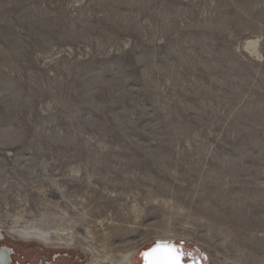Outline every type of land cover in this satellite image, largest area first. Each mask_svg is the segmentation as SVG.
<instances>
[{
  "label": "rangeland",
  "instance_id": "374dc122",
  "mask_svg": "<svg viewBox=\"0 0 264 264\" xmlns=\"http://www.w3.org/2000/svg\"><path fill=\"white\" fill-rule=\"evenodd\" d=\"M57 216L131 264H264V0H0V228ZM38 241L0 233L94 253Z\"/></svg>",
  "mask_w": 264,
  "mask_h": 264
},
{
  "label": "bare ground",
  "instance_id": "6f19581e",
  "mask_svg": "<svg viewBox=\"0 0 264 264\" xmlns=\"http://www.w3.org/2000/svg\"><path fill=\"white\" fill-rule=\"evenodd\" d=\"M62 217L63 216H57L54 220L52 218H48L50 219H47L49 221L48 224H50V228L44 231L36 228L35 226L25 228L18 226L12 228L9 227L7 229L10 233L23 236L26 239L31 238L50 244L63 243L64 245H70V243L79 239L84 245L90 244L89 246L92 250H94V264H131L132 260L130 251L118 253L115 257H112L110 254L101 253L97 247L91 245L88 238L81 236L75 231L73 227L74 225H70V222L65 224L64 222L66 220L64 222L61 221Z\"/></svg>",
  "mask_w": 264,
  "mask_h": 264
},
{
  "label": "flooded vegetation",
  "instance_id": "af4514ba",
  "mask_svg": "<svg viewBox=\"0 0 264 264\" xmlns=\"http://www.w3.org/2000/svg\"><path fill=\"white\" fill-rule=\"evenodd\" d=\"M5 233L8 235V238H11L14 240H17L20 239L21 241H24V242H27L28 241H35L37 242L38 240H31V239H26V238H23L21 236H17L13 233H10L8 230H4L2 227L0 228V233ZM40 242V241H38ZM42 243V242H40ZM43 245L45 246H48V247H59V246H55L53 243H49V244H44L42 243ZM14 243L10 244V243H5V244H1L0 245V264H55V259L53 260V263L52 262H48L47 260H42L41 259H36L34 260L33 258L30 259L28 258L27 256L25 255H22L21 253H19L18 251H16V248L14 247ZM80 245V244H78ZM73 245L71 244L70 245H61V247H72ZM81 248H83V246L80 245ZM178 248L181 249V253L183 255L182 257V261L184 263H187V262H190L192 259L196 258V259H199L200 260V263L201 264H210L209 261L207 260V258L203 255V254H200L198 252H196L195 250H193L192 248H188V247H182V246H176ZM82 256L86 257L88 259V257H91V259L89 258L88 260L90 261L89 263L87 264H94V255L95 253H92L91 250H87V249H83V251L81 250H77ZM47 259V258H46Z\"/></svg>",
  "mask_w": 264,
  "mask_h": 264
},
{
  "label": "water",
  "instance_id": "95a60500",
  "mask_svg": "<svg viewBox=\"0 0 264 264\" xmlns=\"http://www.w3.org/2000/svg\"><path fill=\"white\" fill-rule=\"evenodd\" d=\"M183 244V243H181ZM169 249H172L176 255L180 257V264H201L199 259H192L190 262L184 263L182 261L181 249L176 247L173 242L158 241L148 249L140 253L141 263L140 264H153L154 258L162 257L170 254Z\"/></svg>",
  "mask_w": 264,
  "mask_h": 264
},
{
  "label": "snow or ice",
  "instance_id": "6c2138e0",
  "mask_svg": "<svg viewBox=\"0 0 264 264\" xmlns=\"http://www.w3.org/2000/svg\"><path fill=\"white\" fill-rule=\"evenodd\" d=\"M168 251L170 254L154 258L153 264H180V257L172 249Z\"/></svg>",
  "mask_w": 264,
  "mask_h": 264
},
{
  "label": "built area",
  "instance_id": "2783aa9c",
  "mask_svg": "<svg viewBox=\"0 0 264 264\" xmlns=\"http://www.w3.org/2000/svg\"><path fill=\"white\" fill-rule=\"evenodd\" d=\"M42 258H43V260H44V259L46 260V257L42 256ZM45 260H44V261H45Z\"/></svg>",
  "mask_w": 264,
  "mask_h": 264
}]
</instances>
